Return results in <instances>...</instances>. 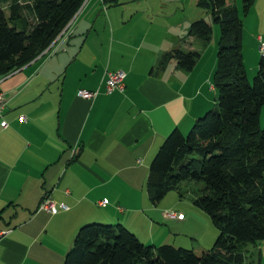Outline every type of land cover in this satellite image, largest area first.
I'll return each mask as SVG.
<instances>
[{"label": "crops", "instance_id": "crops-1", "mask_svg": "<svg viewBox=\"0 0 264 264\" xmlns=\"http://www.w3.org/2000/svg\"><path fill=\"white\" fill-rule=\"evenodd\" d=\"M115 1L86 0L67 38L0 79V264H63L92 222L122 224L147 245L169 243L154 234L165 220L145 191L149 165L173 130L186 134L214 108L216 61L186 38L192 20ZM176 47L200 50L190 72L158 66ZM117 71L123 91L105 95L107 73ZM81 90L99 93L84 100ZM46 201L67 210L52 215L41 209ZM256 249L263 256L264 241Z\"/></svg>", "mask_w": 264, "mask_h": 264}, {"label": "trees", "instance_id": "trees-1", "mask_svg": "<svg viewBox=\"0 0 264 264\" xmlns=\"http://www.w3.org/2000/svg\"><path fill=\"white\" fill-rule=\"evenodd\" d=\"M85 1L0 0V79L42 55ZM230 2L197 4L221 34L212 80L214 108L198 117L187 135L175 129L165 138L145 183L153 206L191 183L192 205L218 231L213 246H147L122 224L92 222L78 229L63 264H246L241 247L256 248L264 241V54L249 83L242 59V18ZM253 2L243 0L244 12ZM211 35L212 26L200 19L190 24L186 38L205 46ZM199 58V49L176 47L158 59V66L164 70L175 63L190 72Z\"/></svg>", "mask_w": 264, "mask_h": 264}, {"label": "rangeland", "instance_id": "rangeland-1", "mask_svg": "<svg viewBox=\"0 0 264 264\" xmlns=\"http://www.w3.org/2000/svg\"><path fill=\"white\" fill-rule=\"evenodd\" d=\"M125 1H123L122 4L126 3ZM129 1L132 2L133 0ZM198 2L199 0L139 1V3H150L151 5L156 6L162 11V13L164 12L167 17L176 14L177 17L175 19L172 18V21H183L186 23L189 20L194 22L203 19L209 23L212 26V35L209 42L205 44L204 61L217 62L216 44L220 42L221 34L219 28L213 24L211 17L207 16L204 11L197 7ZM132 3H136V1ZM230 4L237 8L239 15L242 18V59L249 83H252L260 59L261 53L259 49L261 43H264V39L260 43L257 42L258 35L261 36L260 38H264V0H254L253 5L247 12H244L243 0H231ZM106 6H108V4ZM167 32V35L164 33V39L170 40L177 30L176 28H172ZM181 47H183L182 44ZM263 121L264 107L261 114L262 125L264 124ZM189 130L184 135H187ZM191 189V183H183L181 184L179 191L169 192L157 205L161 210V220H165V222L159 221L155 224L154 234L156 238L165 237L167 242H169L162 245H171L175 248H183L186 250L198 249V246L210 249L213 246L218 231L212 226L209 217L192 205ZM166 214H174V217H166ZM177 215H182V219H177ZM183 219L184 221H182ZM159 224L160 226H157ZM144 244L147 245L148 243ZM158 246H161V244ZM243 247H241V249L247 256L245 259L246 264H264V255H257L258 251L255 247L250 244H244Z\"/></svg>", "mask_w": 264, "mask_h": 264}, {"label": "built area", "instance_id": "built-area-1", "mask_svg": "<svg viewBox=\"0 0 264 264\" xmlns=\"http://www.w3.org/2000/svg\"><path fill=\"white\" fill-rule=\"evenodd\" d=\"M99 1L103 2V0H99ZM73 21H74V19L62 31V33L56 38V40L54 42H58V41L63 40L64 38H67L69 36V28H70L71 24L73 23ZM260 42H262V41L260 40ZM51 47H52V45H50V47L46 51H48ZM259 50H260L261 54H264V43H261ZM124 78H125V74L123 72H120V71L107 73L106 80H105V95H110L114 91L122 92L123 91V80H124ZM98 93H99L98 91L90 92V91L81 90V91H78L77 96L81 99H84V100H92L98 95ZM5 104H6V102H5L4 95L0 93V116L2 115L3 110L5 109ZM20 120L25 121L24 118H20ZM0 126L2 128H5L6 123L1 122ZM103 204H107V201H103ZM41 209L48 212V213H51L52 215H55L61 211H66L67 207L65 205L55 206L52 203L46 201L41 205ZM165 216L173 218L174 214H166ZM177 219L181 220L182 215H177ZM1 235H2V233H0V236Z\"/></svg>", "mask_w": 264, "mask_h": 264}]
</instances>
